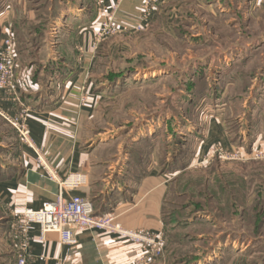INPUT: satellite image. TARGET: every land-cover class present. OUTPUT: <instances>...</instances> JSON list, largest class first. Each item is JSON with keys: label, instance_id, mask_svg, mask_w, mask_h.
Masks as SVG:
<instances>
[{"label": "rangeland", "instance_id": "1", "mask_svg": "<svg viewBox=\"0 0 264 264\" xmlns=\"http://www.w3.org/2000/svg\"><path fill=\"white\" fill-rule=\"evenodd\" d=\"M64 1L77 0H0V12L12 11L18 93H46L61 65L54 26L75 4ZM157 10L147 30L115 35L96 50L94 78L109 101L86 137L112 145L108 155L120 150V183L153 162L170 172L157 264H261L264 0H172ZM6 112L0 106V162L14 161L23 145ZM215 118L235 149L216 144L196 161Z\"/></svg>", "mask_w": 264, "mask_h": 264}, {"label": "crops", "instance_id": "2", "mask_svg": "<svg viewBox=\"0 0 264 264\" xmlns=\"http://www.w3.org/2000/svg\"><path fill=\"white\" fill-rule=\"evenodd\" d=\"M116 1L60 2L75 4L55 22L58 49H64L65 53L59 58L61 65L46 83L47 92L26 93L21 89L20 101L13 102L0 89V106L12 114L22 105L29 107L31 136L43 157L61 177L70 174L86 177L85 186L73 191L72 196L93 200L96 204L104 201L105 207L117 214L118 221L128 230L165 233L163 207L170 193V175L162 173L153 162L142 176H124L126 180L122 178L120 183L119 177L124 173L119 162L120 150L108 155L112 145L91 143L86 137L87 126L99 105L109 101V97L99 91L94 78L97 53L92 43ZM143 1L123 3L118 20L132 24L140 21ZM171 1L161 0L163 5ZM161 14L155 11L149 27ZM11 15L12 11L6 8L0 12V49L3 41L12 37ZM66 41L72 45L67 46ZM206 135L199 145L196 161H205L210 148L216 144L234 151L233 139L218 118L210 121ZM114 174L119 175L118 180ZM57 191L54 183L42 177L33 148L21 145L14 161L0 162V264H17L22 253H26L27 264H55L57 261L62 264H130L139 259L138 247L100 232L78 233V244L69 247L61 244L57 233H48L41 241L38 226L24 229L17 224L16 218L27 208L40 209L44 203L55 199Z\"/></svg>", "mask_w": 264, "mask_h": 264}, {"label": "built area", "instance_id": "3", "mask_svg": "<svg viewBox=\"0 0 264 264\" xmlns=\"http://www.w3.org/2000/svg\"><path fill=\"white\" fill-rule=\"evenodd\" d=\"M126 1L128 0H117L112 11L102 20L94 36L93 51L115 35L147 30L157 7L162 3L161 0H144L141 20L132 24L120 22L117 18L121 6ZM16 74L17 62L13 39L9 36L3 41L0 49V89L13 102L20 101ZM82 101H85L84 97ZM6 117L17 130L23 145L33 148L36 152L42 177L47 178L58 188L54 200L44 203L38 210L27 208L20 214L16 218L18 225L24 229L32 225L38 226L41 241L45 240L48 233H57L61 244L69 247L78 244V233L100 232L119 242L139 248V259L130 264H157L161 261L165 253L164 233L128 230L118 221V216L114 212L95 215L91 201L71 195L73 191L85 186L86 177L82 174L61 177L53 164L43 157L41 149L35 145L31 136L28 125L29 107L22 105L14 114L6 112ZM17 264H27L26 253L19 254ZM55 264L62 263L57 261Z\"/></svg>", "mask_w": 264, "mask_h": 264}, {"label": "trees", "instance_id": "4", "mask_svg": "<svg viewBox=\"0 0 264 264\" xmlns=\"http://www.w3.org/2000/svg\"><path fill=\"white\" fill-rule=\"evenodd\" d=\"M56 8V7H55ZM4 9V8H3ZM2 9V10H3ZM58 10V9H57ZM150 165V164H149ZM148 165V166H149ZM148 166H146V167H140V169H139V176H142L143 174H145V172L147 171V167ZM175 167V164L173 165H170L169 167ZM161 172L162 173H164V174H170V172H168V170H166V169H163V170H161ZM132 174V172H131V170L127 173V177L129 176V175H131ZM231 183V182H230ZM171 192V191H170ZM169 196H170V193H169ZM168 196V197H169ZM232 200H233V198H232ZM229 202H232V206H235V203H233V201H229ZM91 203H92V205H93V208H94V213H95V215H104V214H107V213H110L111 212V209H107L106 207H105V203H104V201H103V203H101L100 201L96 204L95 203V201H93V200H91ZM168 204V198H167V201L165 202V204H164V207H163V220H164V223H165V225L167 226V220H166V217H165V207H166V205ZM231 211H233V213L235 212L234 211V209H231ZM235 214H236V212H235ZM227 220H230L229 218L227 219ZM231 221V220H230ZM247 223H249V222H247ZM247 223H245V225H248ZM261 264H264V262H262Z\"/></svg>", "mask_w": 264, "mask_h": 264}]
</instances>
